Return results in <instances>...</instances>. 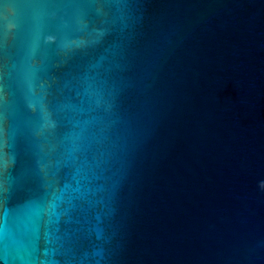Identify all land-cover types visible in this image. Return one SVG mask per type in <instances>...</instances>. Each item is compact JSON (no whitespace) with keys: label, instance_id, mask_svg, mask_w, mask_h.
<instances>
[{"label":"water","instance_id":"obj_1","mask_svg":"<svg viewBox=\"0 0 264 264\" xmlns=\"http://www.w3.org/2000/svg\"><path fill=\"white\" fill-rule=\"evenodd\" d=\"M0 264H264V0H0Z\"/></svg>","mask_w":264,"mask_h":264}]
</instances>
